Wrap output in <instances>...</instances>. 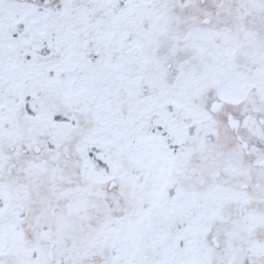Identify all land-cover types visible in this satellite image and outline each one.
Instances as JSON below:
<instances>
[{
	"label": "snow or ice",
	"instance_id": "6c2138e0",
	"mask_svg": "<svg viewBox=\"0 0 264 264\" xmlns=\"http://www.w3.org/2000/svg\"><path fill=\"white\" fill-rule=\"evenodd\" d=\"M0 264H264V0H0Z\"/></svg>",
	"mask_w": 264,
	"mask_h": 264
}]
</instances>
